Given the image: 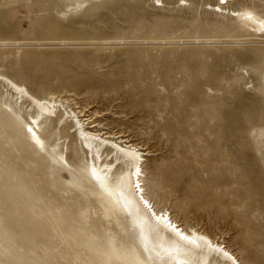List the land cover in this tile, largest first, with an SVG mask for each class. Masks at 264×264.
<instances>
[{
    "label": "rangeland",
    "instance_id": "374dc122",
    "mask_svg": "<svg viewBox=\"0 0 264 264\" xmlns=\"http://www.w3.org/2000/svg\"><path fill=\"white\" fill-rule=\"evenodd\" d=\"M176 1L0 0V69L142 145L150 196L264 264V0ZM9 112L0 102V264H101L110 237L137 245L127 216L102 217L73 130L46 124L35 148Z\"/></svg>",
    "mask_w": 264,
    "mask_h": 264
},
{
    "label": "bare ground",
    "instance_id": "6f19581e",
    "mask_svg": "<svg viewBox=\"0 0 264 264\" xmlns=\"http://www.w3.org/2000/svg\"><path fill=\"white\" fill-rule=\"evenodd\" d=\"M180 1H176L177 6ZM206 8L239 15L236 10L217 3H207ZM83 42L89 46L125 44L124 41ZM7 74L0 69V102L10 108V116L14 113L25 120L23 132L30 144L44 147L40 129L46 124L47 129L53 130L71 128L86 154V175L97 187L102 217L109 220L119 213L129 218L137 245L125 251L110 237L108 249L99 255L101 264H244L221 235L216 237L189 217L171 214L166 197L147 193L144 163L150 151L145 152L146 148L131 142L124 133L103 131L99 121L92 118L96 112L86 114L73 107L74 102L69 98L52 91L43 94L30 91Z\"/></svg>",
    "mask_w": 264,
    "mask_h": 264
}]
</instances>
